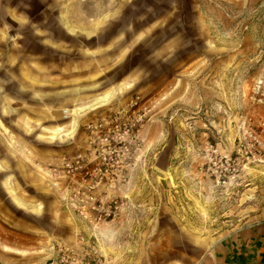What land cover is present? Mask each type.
I'll list each match as a JSON object with an SVG mask.
<instances>
[{"label": "rangeland", "instance_id": "rangeland-1", "mask_svg": "<svg viewBox=\"0 0 264 264\" xmlns=\"http://www.w3.org/2000/svg\"><path fill=\"white\" fill-rule=\"evenodd\" d=\"M0 164V264H200L264 220V0H0Z\"/></svg>", "mask_w": 264, "mask_h": 264}, {"label": "crops", "instance_id": "crops-1", "mask_svg": "<svg viewBox=\"0 0 264 264\" xmlns=\"http://www.w3.org/2000/svg\"><path fill=\"white\" fill-rule=\"evenodd\" d=\"M92 54L93 52L85 59L86 53L83 46L79 45V97H81L79 102H85V99H82L85 96L83 88L91 87L90 80L94 67ZM101 54L95 51L94 56H98L99 60ZM107 68H110V65H107ZM82 82L84 85L81 84ZM95 102L98 101L95 100ZM84 108L80 107V111ZM200 264H264V220L236 229L214 242Z\"/></svg>", "mask_w": 264, "mask_h": 264}, {"label": "bare ground", "instance_id": "bare-ground-1", "mask_svg": "<svg viewBox=\"0 0 264 264\" xmlns=\"http://www.w3.org/2000/svg\"><path fill=\"white\" fill-rule=\"evenodd\" d=\"M80 33H81V31H80ZM110 95V94H109ZM104 97H106V95L104 96ZM101 99V98H100Z\"/></svg>", "mask_w": 264, "mask_h": 264}]
</instances>
